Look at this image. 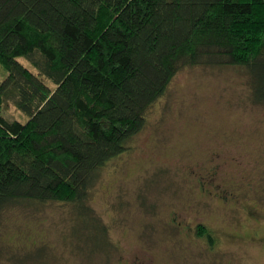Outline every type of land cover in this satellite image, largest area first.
Listing matches in <instances>:
<instances>
[{
    "label": "trees",
    "instance_id": "obj_1",
    "mask_svg": "<svg viewBox=\"0 0 264 264\" xmlns=\"http://www.w3.org/2000/svg\"><path fill=\"white\" fill-rule=\"evenodd\" d=\"M187 66L241 68L264 104V0H0V216L62 204L108 259L91 192ZM8 101L26 121L5 117ZM195 235L216 242L206 225Z\"/></svg>",
    "mask_w": 264,
    "mask_h": 264
},
{
    "label": "rangeland",
    "instance_id": "obj_2",
    "mask_svg": "<svg viewBox=\"0 0 264 264\" xmlns=\"http://www.w3.org/2000/svg\"><path fill=\"white\" fill-rule=\"evenodd\" d=\"M250 99L241 68L184 67L91 192L109 258L94 225L56 203L3 211L0 264H264V104ZM3 114L27 120L10 101Z\"/></svg>",
    "mask_w": 264,
    "mask_h": 264
},
{
    "label": "flooded vegetation",
    "instance_id": "obj_3",
    "mask_svg": "<svg viewBox=\"0 0 264 264\" xmlns=\"http://www.w3.org/2000/svg\"><path fill=\"white\" fill-rule=\"evenodd\" d=\"M199 225H206V224H204V223H202V222H198V223L195 225V228H193V229H194L193 232H196V228H198ZM178 226H179V224H178Z\"/></svg>",
    "mask_w": 264,
    "mask_h": 264
}]
</instances>
